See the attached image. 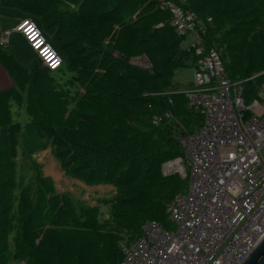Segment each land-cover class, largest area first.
Instances as JSON below:
<instances>
[{
  "label": "trees",
  "instance_id": "16d2710c",
  "mask_svg": "<svg viewBox=\"0 0 264 264\" xmlns=\"http://www.w3.org/2000/svg\"><path fill=\"white\" fill-rule=\"evenodd\" d=\"M0 1L40 20L67 67L56 74L34 62L27 71L0 47V55H10L0 65L13 82L0 87V264H120L119 242L135 240L147 221L167 228L166 206L186 191V181L160 172L163 162L183 155L177 132L166 122L154 126L152 118L169 111L189 133L198 131L201 116L184 95L171 93L175 70L196 65L198 57L180 49L185 38L152 0ZM170 1L212 19L206 48H222L230 80L240 83L245 103L255 99L264 84V0ZM115 25L119 45L105 44ZM141 51L152 71L129 64ZM22 105L38 150L49 147L68 179L112 186L110 200L90 206L57 193L30 160L35 150L21 154L18 166L20 125L11 108ZM25 166L32 172L26 181L18 174Z\"/></svg>",
  "mask_w": 264,
  "mask_h": 264
},
{
  "label": "built area",
  "instance_id": "2783aa9c",
  "mask_svg": "<svg viewBox=\"0 0 264 264\" xmlns=\"http://www.w3.org/2000/svg\"><path fill=\"white\" fill-rule=\"evenodd\" d=\"M153 1L170 13L178 37L194 38L191 49L198 61L190 87L179 93L202 125L191 134L169 111L152 118L154 126L171 124L183 154L162 163V177L176 175L187 187L166 206L167 228L147 221L135 240L120 243V264H241L264 232V84L245 103L240 83L225 70L222 48L204 44L212 19L170 0ZM13 31L43 68L62 67V56L31 20L20 21ZM10 35L0 34V45Z\"/></svg>",
  "mask_w": 264,
  "mask_h": 264
},
{
  "label": "rangeland",
  "instance_id": "374dc122",
  "mask_svg": "<svg viewBox=\"0 0 264 264\" xmlns=\"http://www.w3.org/2000/svg\"><path fill=\"white\" fill-rule=\"evenodd\" d=\"M1 2V1H0ZM72 9V6H70ZM138 13H135L134 15H137ZM24 19H30L36 23V25L41 29L43 36L47 39L48 42H50L56 49H58L57 44L54 41V34L47 29L40 20H37L36 17H33L32 15L30 17L24 15L23 13L16 11V10H7L4 9L3 6L0 5V34L3 36L5 33L11 31V36L8 40L7 44L0 45L1 48L6 50L18 63L21 67L29 71L32 69V63L36 62L38 64V68L42 69V65L40 64V61L38 60L35 53L31 52L26 42L24 41V38L17 32H13V29L20 23V21ZM119 27L118 25L113 27V30L109 33V35L105 38L104 43L105 44H111V45H119V35L117 34L115 36V31ZM192 44H194V38L192 36H187L182 42L180 43V49L181 50H189L191 49ZM138 48L137 45L133 44V51H136ZM2 50V51H4ZM140 53V54H138ZM136 56L129 59V64L131 63L132 66L135 65L137 68H141L144 70L152 71V64L149 61V59L146 57V53L141 51L138 52ZM2 55H5L6 53H1ZM0 55V57H2ZM7 56H10L6 54ZM113 56L115 58H118L119 55L114 53ZM6 58L5 56H3ZM1 60V59H0ZM137 62V63H136ZM136 63V64H134ZM130 64V65H131ZM41 66V67H40ZM192 67H184L181 69H176L173 77H172V88L174 87L177 89V91L182 92L185 88L190 87V83L192 82ZM65 70L67 72V67L65 65L62 66L61 69L56 71V74H59L60 71ZM43 74V72L41 71ZM55 73V72H54ZM69 77L68 73L64 76V80H66ZM61 82V81H60ZM13 86L12 80L9 78V76L3 71L0 65V87L1 88H7ZM177 91L171 92L175 93ZM12 116H13V122L18 123L20 125V131L18 134V151H19V157H18V166H21V159L23 156H27L28 153L35 150V153L31 155L30 160H33L36 162L37 168L42 171V173L45 175H50L49 177L54 182V187L56 192L59 194L62 193L61 190L67 189L69 190V194L72 195L74 198L79 199L81 201L86 202L90 206H95L96 203H98L100 200H110L114 193L109 192L107 188L100 187V186H108V185H100V186H93V187H84V185H80L75 180L68 179L70 181H67L62 175H60V166L58 162L56 161L55 169L52 168L50 165L51 159L49 161V158H53V155L51 157L50 155V148L48 147L45 151H39L38 146L40 144L39 140L36 138L35 134L33 133L31 126H30V118L26 113L25 106H12L11 108ZM45 152V153H43ZM52 154V153H51ZM262 155L264 156V151L262 152ZM44 160L41 161V159ZM42 162V163H41ZM52 172V173H48ZM24 176V179L28 178V180L32 176V172L28 167H20L19 173ZM59 174V175H58ZM62 177V178H61ZM65 187V188H64ZM112 187V186H111ZM70 188V189H69ZM113 188V187H112ZM67 192V191H65ZM185 193V192H184ZM101 204V202H100ZM101 209V216L102 218H107L108 215V208L106 206L100 205ZM172 224L170 223L169 226ZM121 242H119L120 245Z\"/></svg>",
  "mask_w": 264,
  "mask_h": 264
},
{
  "label": "water",
  "instance_id": "95a60500",
  "mask_svg": "<svg viewBox=\"0 0 264 264\" xmlns=\"http://www.w3.org/2000/svg\"><path fill=\"white\" fill-rule=\"evenodd\" d=\"M241 264H264V232Z\"/></svg>",
  "mask_w": 264,
  "mask_h": 264
},
{
  "label": "crops",
  "instance_id": "0c3cea01",
  "mask_svg": "<svg viewBox=\"0 0 264 264\" xmlns=\"http://www.w3.org/2000/svg\"><path fill=\"white\" fill-rule=\"evenodd\" d=\"M50 43V42H49ZM175 93H178V94H181V93H179V91H177V92H175ZM43 153H45V152H43ZM50 155H51V157H52V154H51V152H50ZM41 159V158H40ZM50 159H51V163H50V165L52 166V168H54L55 169V163H56V161H55V159H53V158H49V161H50ZM41 161H43L44 162V160H42L41 159ZM42 163V162H41ZM48 173H52V172H48ZM59 173H60V175H62V177H64L65 178V176H64V174L61 172V171H59ZM59 175V174H58ZM46 177H51L50 175L48 176V175H45ZM61 177V178H62ZM66 179V178H65ZM67 180V179H66ZM67 181H70V180H67ZM77 183H79L78 181H76ZM80 185H82L81 183H79ZM83 186V185H82ZM85 187V186H84ZM97 187V186H96ZM100 187H105V188H107V190L109 191V192H113V193H115V190H114V188H112L111 186H100ZM56 188V187H55ZM65 188V187H64ZM87 188V187H86ZM70 189V188H69ZM57 190V189H56ZM62 191V193L63 192H65V191H67V193L69 192V190H67V189H63V190H61ZM58 193V192H57Z\"/></svg>",
  "mask_w": 264,
  "mask_h": 264
},
{
  "label": "clouds",
  "instance_id": "9594fccd",
  "mask_svg": "<svg viewBox=\"0 0 264 264\" xmlns=\"http://www.w3.org/2000/svg\"><path fill=\"white\" fill-rule=\"evenodd\" d=\"M153 1V0H152ZM154 2V1H153ZM156 3V2H155ZM158 5V4H157ZM158 7H159V5H158ZM181 8V7H180ZM159 9H160V7H159ZM161 10V9H160ZM163 11V10H162ZM164 12H167V11H164ZM168 14H170L169 12H167ZM170 17H171V15H170ZM25 20V19H24ZM28 20H30V19H28ZM32 21V20H31ZM34 24H36L34 21H32ZM161 25V24H160ZM170 25H171V21H170ZM18 26V25H17ZM17 26L14 28V29H16L17 28ZM39 28V27H38ZM13 29V30H14ZM40 29V28H39ZM41 30V29H40ZM11 32V31H10ZM14 32V31H13ZM42 32V31H41ZM12 33V32H11ZM43 34V33H42ZM11 36V35H10ZM10 38V37H9ZM186 38V37H185ZM47 40V39H46ZM25 41V40H24ZM48 42V41H47ZM49 43V42H48ZM52 47H53V45L51 44V43H49ZM26 45L28 46V44L26 43ZM28 48H29V46H28ZM54 48V47H53ZM30 49V48H29ZM55 49V48H54ZM56 50V49H55ZM30 51H31V49H30ZM57 51V50H56ZM32 52V51H31ZM59 53V52H58ZM60 54V53H59ZM38 58V57H37ZM39 60V59H38ZM41 64V63H40ZM43 67V66H42ZM60 69V68H59Z\"/></svg>",
  "mask_w": 264,
  "mask_h": 264
}]
</instances>
